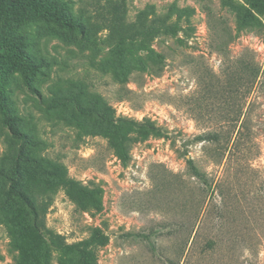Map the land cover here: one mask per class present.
<instances>
[{"label":"rangeland","instance_id":"obj_1","mask_svg":"<svg viewBox=\"0 0 264 264\" xmlns=\"http://www.w3.org/2000/svg\"><path fill=\"white\" fill-rule=\"evenodd\" d=\"M56 1L82 31L0 9L40 64L4 81L0 264H264V0Z\"/></svg>","mask_w":264,"mask_h":264},{"label":"trees","instance_id":"obj_2","mask_svg":"<svg viewBox=\"0 0 264 264\" xmlns=\"http://www.w3.org/2000/svg\"><path fill=\"white\" fill-rule=\"evenodd\" d=\"M0 9L11 16L26 15L29 17H42L52 21L62 28L68 30H83V25L79 20L73 18L64 9V5L59 4L56 0H0ZM181 14L188 12L187 9H182ZM181 14L177 17H180ZM188 16V14H186ZM171 29V28H168ZM138 64H143L138 61ZM152 67L156 66V62H151ZM40 69V64L31 58L22 48L16 43L11 42L2 33L0 26V109H5L7 99L4 95V81L14 71H18L21 75L23 83L29 87ZM108 110V109H107ZM120 129L123 127V121H120ZM189 167L192 168L193 174L198 177L200 173L192 165L193 162L188 160ZM23 201L30 207L33 215V227L38 226V216L35 208L30 204L25 194L17 191ZM94 235H91L88 240L83 242V246L89 247L93 243ZM52 245L56 248H78L77 245L63 246L59 236L52 238ZM86 264H93L92 259L86 257Z\"/></svg>","mask_w":264,"mask_h":264}]
</instances>
